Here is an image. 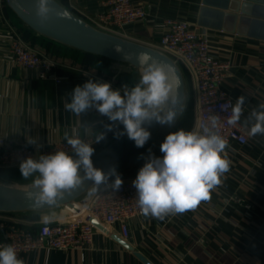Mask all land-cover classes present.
I'll list each match as a JSON object with an SVG mask.
<instances>
[{
	"label": "crops",
	"instance_id": "1",
	"mask_svg": "<svg viewBox=\"0 0 264 264\" xmlns=\"http://www.w3.org/2000/svg\"><path fill=\"white\" fill-rule=\"evenodd\" d=\"M59 1L72 12L94 16L101 11L97 0ZM135 3L145 10L148 18L128 28L127 35L129 39L148 46L159 43L167 20L198 25L202 8V0H135ZM11 29L22 39L28 32L11 11L6 7L0 8V138L15 144L28 143V139L36 138L40 146L66 142L65 131L70 135L78 133L81 138H94L97 130H103L99 121L110 123L107 117L100 116L95 110L75 116L65 110L64 103L75 86L88 80L89 73L114 77L110 72L111 65H108L105 76L71 60L64 63L57 73L61 83L39 80L34 72L10 62L8 33ZM207 31L211 36L213 55L231 65V75L225 84L228 94L234 103L239 96L246 97V117L252 108L264 103V42L236 34ZM136 82L135 75L118 79L117 89L124 85L134 86ZM187 110L176 131L193 128L195 110L192 94ZM187 114L188 120L183 125ZM82 124L88 125L87 133ZM118 128L123 130V125H118ZM113 137V132H107L102 146ZM154 155L162 157L163 153L159 149ZM228 157L231 160L230 171L222 178V184L211 192V199L205 201L204 206L163 220L152 217L133 220L128 225V239H123L120 227L115 225L111 234H97L92 245L85 249L66 253L38 250L25 256L24 264H145L137 255L150 264H264V136L253 137L245 147L233 145L228 150ZM144 163L121 178L135 179ZM11 180L31 182L32 179L21 177ZM236 200L241 204H235ZM54 213L58 217L56 221L69 217L66 211ZM40 215L6 217L30 227L33 223H41Z\"/></svg>",
	"mask_w": 264,
	"mask_h": 264
},
{
	"label": "clouds",
	"instance_id": "2",
	"mask_svg": "<svg viewBox=\"0 0 264 264\" xmlns=\"http://www.w3.org/2000/svg\"><path fill=\"white\" fill-rule=\"evenodd\" d=\"M35 16L41 25H46L53 17L70 18V12L59 0H35ZM125 59L131 60V54L125 55ZM136 59L140 78L134 86L113 89L109 82L89 79L75 86L69 99H65V110L75 116L95 110L110 121L98 122L103 130H97L93 144L101 143L107 132H113L114 138L127 135L140 148L151 137L146 125L151 126L153 122L171 125L180 115V82L175 68L146 53H140ZM245 104L244 95L236 98L227 124L236 126L244 117L243 126L248 129L249 137L264 136V103L252 108L246 117ZM118 125H123V130H119ZM82 127L87 133L88 125L82 124ZM220 127L221 117L210 114L199 129L180 128L169 133L160 145L162 157L155 156L149 149L145 163L132 181L142 215L163 220L211 199V192L222 184L231 166L229 142L220 134ZM64 139L71 153L58 150L39 154L22 159L19 164L22 178H32V190L25 193V199L34 209L58 205L66 194L83 188L85 181H92L87 188L89 198L95 196L101 186L116 191L123 184L115 167L105 172L94 166L93 144L75 132L70 135L65 131ZM27 142L41 147L36 138ZM57 219L54 212L40 215V222L44 224ZM0 264H24V260L18 258L13 245L4 244L0 245Z\"/></svg>",
	"mask_w": 264,
	"mask_h": 264
},
{
	"label": "built area",
	"instance_id": "3",
	"mask_svg": "<svg viewBox=\"0 0 264 264\" xmlns=\"http://www.w3.org/2000/svg\"><path fill=\"white\" fill-rule=\"evenodd\" d=\"M101 11L94 16L74 12L95 28L127 38L128 28L147 20L145 10L136 5L135 0H97ZM5 7V1L0 0V8ZM10 39L9 60L19 68L37 74L39 80H51L61 83L57 75L62 65L46 54L32 48L15 30L8 33ZM210 35L207 30L187 21H165V31L158 44L152 47L172 58L184 71L191 89L194 102L195 120L193 128L199 129L206 123L210 114L221 117L220 134L233 145L247 146L253 137H249L248 129L241 123L236 126L227 124L234 104L228 94L225 84L231 71L229 63L219 61L212 53ZM88 80L109 82L117 89L118 78H106L96 74H88ZM98 113L97 111H95ZM93 144L94 138H82ZM102 146L93 144L95 150ZM58 150L71 153L67 142L60 141L49 145L28 143H12L0 138V171L19 169L22 159L35 158L39 154H51ZM123 184L119 190L111 191L101 186L99 192L88 196L78 204L75 213H69L66 220L53 223H33L29 227L10 221L0 215V245L10 244L16 248L18 258L24 260L28 254L38 250L64 251L85 249L92 245L97 234L109 235L113 226L118 225L123 239L129 237V223L145 218L141 214L133 187L134 179L122 178ZM241 204L236 200L235 204ZM201 202L198 207L204 206ZM249 209V206H245Z\"/></svg>",
	"mask_w": 264,
	"mask_h": 264
},
{
	"label": "water",
	"instance_id": "4",
	"mask_svg": "<svg viewBox=\"0 0 264 264\" xmlns=\"http://www.w3.org/2000/svg\"><path fill=\"white\" fill-rule=\"evenodd\" d=\"M4 1L6 9L11 11L20 24L35 37L71 51L108 60L112 67L110 72L119 80L126 79L130 75H135L139 80L140 68L136 57L140 53L149 54L175 68L180 82L181 105L180 115L175 122L171 125H160L155 122L151 126L146 125L151 132V137L140 148L136 147L134 141L127 135L119 139L113 137L95 150L92 156L95 167L105 172L115 167L117 173L122 176L143 163L144 158L149 154V149L152 154H155L165 137L178 129L188 111L191 89L184 71L172 58L152 46L135 42L128 37L123 38L103 32L69 9L70 18L53 17L46 25H41L35 16V0ZM199 17L198 26L202 29L236 34L264 42V0H202ZM127 54H131V60L125 59ZM91 184L92 181H85L83 188L70 195L66 194L58 205L45 206L37 210L25 199V193L32 190L30 181L11 180L0 175V215L11 217L56 211L75 213L78 210V204L87 197V188ZM118 242L127 249H131L122 240ZM137 256L145 264H150L147 259Z\"/></svg>",
	"mask_w": 264,
	"mask_h": 264
},
{
	"label": "trees",
	"instance_id": "5",
	"mask_svg": "<svg viewBox=\"0 0 264 264\" xmlns=\"http://www.w3.org/2000/svg\"><path fill=\"white\" fill-rule=\"evenodd\" d=\"M23 37L24 41L27 42L32 48L40 50L42 53H45L48 57L60 64L67 63L72 60L75 61L76 64L80 63L81 65H84L87 70L89 69V71L95 69L99 74L105 76L108 73L109 61L106 59L90 56V54L85 55L79 52L71 51L53 42L37 39L29 32L24 33ZM188 116L189 115L187 114L183 125L186 124ZM0 175L6 176L11 179L22 177L19 169L11 171H0Z\"/></svg>",
	"mask_w": 264,
	"mask_h": 264
},
{
	"label": "rangeland",
	"instance_id": "6",
	"mask_svg": "<svg viewBox=\"0 0 264 264\" xmlns=\"http://www.w3.org/2000/svg\"><path fill=\"white\" fill-rule=\"evenodd\" d=\"M32 179V178H31Z\"/></svg>",
	"mask_w": 264,
	"mask_h": 264
}]
</instances>
